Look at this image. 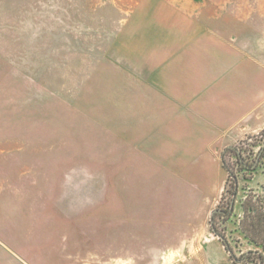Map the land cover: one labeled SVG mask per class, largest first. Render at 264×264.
<instances>
[{"label":"rangeland","instance_id":"374dc122","mask_svg":"<svg viewBox=\"0 0 264 264\" xmlns=\"http://www.w3.org/2000/svg\"><path fill=\"white\" fill-rule=\"evenodd\" d=\"M166 46L264 64V0H0V264H231L208 228L219 161L151 128L143 75ZM239 186L230 239L264 158Z\"/></svg>","mask_w":264,"mask_h":264},{"label":"crops","instance_id":"0c3cea01","mask_svg":"<svg viewBox=\"0 0 264 264\" xmlns=\"http://www.w3.org/2000/svg\"><path fill=\"white\" fill-rule=\"evenodd\" d=\"M204 47L166 46L160 50L158 62L143 75L149 86L144 99L154 109L151 128L161 126L158 129L171 132L173 146L184 149L182 162L204 165L210 159L219 161L225 177L213 211L227 180L220 159L222 151L264 130V64L253 62L251 57L248 65L236 69L223 65L220 55L218 61L212 55H203L207 51ZM202 173L206 172H199L203 179ZM127 240L133 245V259H137L134 250L140 238L133 235ZM178 259L173 254L167 264Z\"/></svg>","mask_w":264,"mask_h":264},{"label":"trees","instance_id":"16d2710c","mask_svg":"<svg viewBox=\"0 0 264 264\" xmlns=\"http://www.w3.org/2000/svg\"><path fill=\"white\" fill-rule=\"evenodd\" d=\"M257 135H264V130ZM256 137L247 136L233 146L224 148L221 164L227 180L220 200L212 211L208 226L209 232L218 240L231 264H264V194L247 186L245 195L239 201L241 213L237 219L236 231L240 238L230 239L226 234V223L234 217V209L240 191V179L251 181L261 167L264 158V140L258 145L247 142ZM246 146L250 148L247 149ZM253 148H257L254 152ZM233 160L230 164L229 160ZM243 191L244 188H242ZM249 248L242 250V244Z\"/></svg>","mask_w":264,"mask_h":264}]
</instances>
